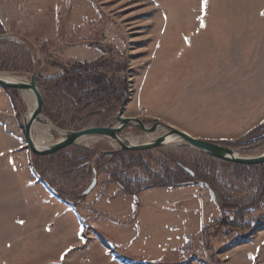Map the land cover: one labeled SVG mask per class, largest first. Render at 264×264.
<instances>
[{"label":"rangeland","instance_id":"obj_1","mask_svg":"<svg viewBox=\"0 0 264 264\" xmlns=\"http://www.w3.org/2000/svg\"><path fill=\"white\" fill-rule=\"evenodd\" d=\"M0 24L1 73L28 80L38 66L39 80L65 74L77 63H96L115 89L126 88L123 117L137 118L147 127L162 122L219 144L235 142L229 147L241 157L264 153V137L252 140L264 134V0H0ZM40 85L47 111L62 125H54L42 108L37 122L50 131L42 145L58 141L64 132L115 125L119 110L78 113L69 100L46 98ZM5 89L0 90V120L11 125L6 130L0 122V129L21 139L16 164L22 155L26 163L25 157L31 161L35 155L23 125L30 104L24 91L13 89L11 94ZM164 133L159 129L148 134L129 124L121 134L130 143L133 138L142 144ZM79 149L113 154L119 145L87 138L63 151ZM131 152L144 164L125 168L129 179H150V173L166 176L176 172L177 163L207 171L217 165L223 198L243 205L260 198L264 164H238L246 169L226 161L213 165L210 156L183 142ZM46 162L44 179L77 202L91 177L71 184L50 159ZM102 168L95 189L82 201L68 206L56 199L58 213L48 209L45 214L44 208V220H65L66 245L79 247L82 256L79 262L76 254L62 264H264V227L248 241L237 233L216 234L222 213L205 187L151 188L135 199L111 177L121 172L120 161ZM13 171H18V180ZM23 193L34 196L22 165L0 169V264L40 259L34 255L35 237L11 225L26 220L17 217L26 209ZM18 252L22 255L16 257Z\"/></svg>","mask_w":264,"mask_h":264},{"label":"trees","instance_id":"obj_2","mask_svg":"<svg viewBox=\"0 0 264 264\" xmlns=\"http://www.w3.org/2000/svg\"><path fill=\"white\" fill-rule=\"evenodd\" d=\"M1 31L2 25L0 24V33ZM1 64L2 62L0 60V66ZM107 74L106 71H99L96 68V63H77V65L74 64L71 69H67L65 74L55 75L51 78H41L38 82L41 84L40 86L45 89L47 93L46 98L49 96H55L69 100L73 105L74 110L78 113L92 112L94 114L102 115L104 110L107 111L109 109L119 110L117 111L118 113L121 111L120 107L123 106L127 99V90L126 88L121 91L117 88L115 89L112 85L113 83L111 82V79L108 80ZM5 90L9 91L11 94H13L12 92H16L13 89ZM44 103L43 112L47 113V116L50 117V120L54 125L61 127L62 125L60 124L59 119L52 115L50 111H47L45 100ZM263 137L264 134L252 140L259 141L262 140ZM225 143L226 144H220L233 147L232 143L235 142ZM130 156L135 158V152L122 151L115 154H104L82 149L76 150L74 153H65L64 151H61L50 157L33 155L32 160L30 161V168L36 178L46 185L54 197L68 206H74L82 201L84 193L77 199V202L70 201L61 194L57 187L46 181L43 177V173L47 159L51 160V165L53 167L61 169L60 174L62 177H68V181L71 182V184L78 183L84 176L91 177L92 182L94 171L97 172L98 177L103 170V164L120 161V166L122 167V170H120L121 172L116 171L111 174V177L118 182L124 193L128 196L138 199L141 193L151 188L185 187L197 185L196 183L200 182L203 183V187L209 186L210 189L215 192L218 207L222 213L221 220L216 223L219 225V228L215 231L216 234L221 235L224 232L225 236H231L233 233H237L241 240L248 241L257 229L264 227V215L258 216L260 211L264 212V181L262 182L260 198L258 201L253 205H243L236 201L223 198L218 192L216 183L218 179V167L215 164L226 163L225 161L209 157V159L214 161V164H212L215 165L208 169L209 171L202 166H197L196 169H192L181 163H177V173L170 170V175L168 174L166 176H161L160 173H150V179H129L125 174V168L134 164H144L140 161L141 157L131 160L132 157L130 159ZM129 160L131 161L129 162ZM229 164L233 163L229 162ZM235 165L239 169L249 168L248 166ZM188 169L192 171L193 175L188 172ZM62 185L63 184H61V186ZM106 248L109 250L108 246H106Z\"/></svg>","mask_w":264,"mask_h":264},{"label":"water","instance_id":"obj_3","mask_svg":"<svg viewBox=\"0 0 264 264\" xmlns=\"http://www.w3.org/2000/svg\"><path fill=\"white\" fill-rule=\"evenodd\" d=\"M39 71L40 68L36 66L33 74L28 80H7L0 78L1 88L27 91L34 94V110L31 114H28V110L24 111L23 125L27 146L30 151L37 156L54 155L55 153L63 151L77 144L83 139L106 138L117 142L119 145L118 150L110 152L113 154L122 151H147L170 146L177 142H183L218 160L249 166L264 164V153L258 157H241L236 153V150L230 147L219 143L195 138L184 131H181L162 122H156L153 125L147 127L141 120L137 118L123 117L122 111L116 114V123L112 127H92L85 128L79 131L64 132L61 133V138L58 141L46 146H39L33 136V127L42 116V108L44 103L42 93L38 87ZM129 124H133L136 129L148 134L156 133L159 129H164L165 133L146 143L132 144L127 139L123 138L121 134ZM188 172L193 175L192 171H190L189 169ZM97 178V172L94 171V178L89 188L84 192V196H88L95 189L98 182ZM196 184L199 186H203V183L200 182ZM205 188L210 191L212 200L218 203L215 192L212 191L209 186H206Z\"/></svg>","mask_w":264,"mask_h":264},{"label":"crops","instance_id":"obj_4","mask_svg":"<svg viewBox=\"0 0 264 264\" xmlns=\"http://www.w3.org/2000/svg\"><path fill=\"white\" fill-rule=\"evenodd\" d=\"M1 89L2 88L0 87V90ZM9 100L10 97L8 101ZM1 131L2 130L0 129V159L2 158L0 162V169H8L15 167V165H22V173L25 175L26 180L30 183V189H32L33 195L35 196L30 197L28 194L29 196L25 197L24 193L20 195V199L21 196L24 198V206L26 209L25 212H22V214H19L17 217L22 216L25 217L26 220H16L15 222L11 223V225L15 228H23L27 230L26 235L28 237H35L37 244L34 246L38 248V250L35 251L34 255L36 257L40 256V259L34 260L31 264H62V262H64L63 259L69 258L70 256L75 257L76 254L79 257L77 256L75 261L79 262L82 259V256H80V253L77 251L79 247L69 249L66 245L68 235H65V220H44V218H46L45 214H47L48 209L51 210V214L54 212L58 213L57 198L50 193L43 182L36 178L30 168V161L27 157H25L26 163H24V155H22L20 157L22 162L16 164V162L19 161L17 152L23 149V143L21 139L19 137L17 138L16 136H8L3 131L2 132L4 134H2ZM12 160H14V162L10 164L9 161ZM8 163L10 165H8ZM17 174L18 171L16 173L13 171L14 177L17 178ZM17 185H21V183ZM17 200L19 201L18 196ZM44 208L46 209L45 214ZM48 227L50 229L52 228V230H50L51 232H47ZM27 246H29V244H27ZM21 255L22 252L20 254L19 252L18 254L16 253V257ZM13 261L14 260L11 259L10 261L4 262H6V264H18L17 259H15V263H12ZM72 263H74V260H69L67 262V264Z\"/></svg>","mask_w":264,"mask_h":264},{"label":"bare ground","instance_id":"obj_5","mask_svg":"<svg viewBox=\"0 0 264 264\" xmlns=\"http://www.w3.org/2000/svg\"><path fill=\"white\" fill-rule=\"evenodd\" d=\"M0 78L7 79V80H18L15 77H12L8 74L1 73V72H0ZM23 95H24V98L26 99V101L30 104V106H29L30 109L28 111V114H31L34 110V105H35L34 94L32 92L24 91ZM49 132H50L49 126L48 127L42 126V125L38 124V122H36V124L33 127V136H34V139L39 146H44L42 144L44 141H46L49 138ZM129 140L132 142V144L137 143V141H135L133 138H130Z\"/></svg>","mask_w":264,"mask_h":264},{"label":"built area","instance_id":"obj_6","mask_svg":"<svg viewBox=\"0 0 264 264\" xmlns=\"http://www.w3.org/2000/svg\"><path fill=\"white\" fill-rule=\"evenodd\" d=\"M2 113H0V115H1ZM3 118H4V116H2ZM0 122L2 123L3 121L2 120H0ZM2 125H3V127L4 128H6V130H7V128L11 125V123H10V121L9 122H3L2 123ZM9 129V128H8Z\"/></svg>","mask_w":264,"mask_h":264},{"label":"snow or ice","instance_id":"obj_7","mask_svg":"<svg viewBox=\"0 0 264 264\" xmlns=\"http://www.w3.org/2000/svg\"><path fill=\"white\" fill-rule=\"evenodd\" d=\"M21 223H22V221H21ZM63 258V257H62Z\"/></svg>","mask_w":264,"mask_h":264}]
</instances>
